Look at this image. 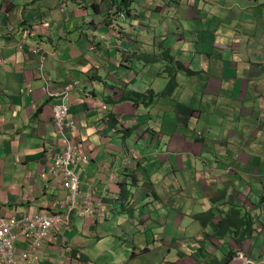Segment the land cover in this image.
I'll return each instance as SVG.
<instances>
[{
  "label": "crops",
  "instance_id": "crops-1",
  "mask_svg": "<svg viewBox=\"0 0 264 264\" xmlns=\"http://www.w3.org/2000/svg\"><path fill=\"white\" fill-rule=\"evenodd\" d=\"M100 12L97 0H0V216L69 206L62 174L43 177L63 148L52 111L67 95L69 137L88 159L75 167L77 209L39 264H178L199 249L220 259L224 247L240 264H264L263 47L247 55L249 34L258 41L247 25L264 31V0H141L126 21ZM209 41L224 48L219 57L205 53ZM180 42L166 59L170 77H158L159 55ZM231 52L238 71L227 72ZM95 188L97 209L83 216ZM219 200L213 223L188 232L192 213ZM232 207L256 221L242 247L217 235ZM30 251L15 244L20 264Z\"/></svg>",
  "mask_w": 264,
  "mask_h": 264
},
{
  "label": "rangeland",
  "instance_id": "rangeland-1",
  "mask_svg": "<svg viewBox=\"0 0 264 264\" xmlns=\"http://www.w3.org/2000/svg\"><path fill=\"white\" fill-rule=\"evenodd\" d=\"M102 1L103 0H97V8H98V10L101 11L99 13V15H101L104 18L103 20H115V21L116 20H124V21L127 20V18H124V17H122L120 15L121 13H123L125 11V6H124L122 0H108V2L102 3V7H100V4H101L100 2H102ZM105 5H108V6L105 7ZM153 10H154V8H153ZM131 13H132V16H134V15L136 17L138 16L136 5H134L132 7ZM105 14L106 15H109V17H106ZM143 21H144V23H146L147 22L146 18H143ZM135 25H137V28L139 30H143V27H142L143 26V23H140L139 21L136 20ZM158 28L159 29H163V30L166 29L167 28L166 20L163 23H161ZM247 28H249L251 31H254L258 35V41L252 42V40H254L255 37H253L251 33L249 34V37L248 38H250V40L248 41L249 50H248L247 55L251 56V54H250L251 52H254V54H255L256 52L254 50H251V49H252V47H255L256 45H259V46L263 47L262 50H261V52H262V54L264 56V43H263V40H264V31H262L263 30V26L260 24L257 28H255L254 25L250 24V25H247ZM176 31H177V29H175V28L169 29V32H171V33H175ZM163 35H165V34H163ZM25 43H27V41H25ZM189 43H192V40H189ZM172 44H173V47H174L173 54H168L167 51H164V52H162L159 55V59H160L159 61L161 63V66L163 68V71H161L160 74L157 75L158 77L159 76H164V77L169 76L170 77V73H171V71H173L172 69H167V70L165 69L166 59H167L168 55L175 56L178 47L180 45H183V44L181 42L178 43V44H176V43H172ZM203 44L206 45L205 53L206 54H210L211 56L213 55V52L215 51L216 52V55L219 57V54L222 51H224V48L223 47H219V46H217V47H215L213 49V44L210 41L209 42H203ZM190 45H192V44H187V46H190ZM225 51H228V50L226 49ZM35 52H36V50H35ZM232 57H234V56H233V53L231 52L229 54L228 61H230L234 65L227 66L225 68L227 70V72L238 71V67L236 66L237 60L232 61V59H231ZM241 58H245V56L244 57H241ZM44 60H45V58H42L41 59V62H43ZM224 60H226V59L224 58ZM241 61L242 62L248 61V58L245 59V60L242 59ZM188 70H190V69H188ZM67 88H69V85L67 86ZM46 89L51 90V85L50 84L47 85L46 86ZM157 92L158 91L154 87V90L152 92L142 93V95L151 96L153 94H156ZM62 93H64V92H62ZM62 93H60V94L62 95ZM62 97H63V100L60 101V103H55V106L63 103L64 102V99L67 98V95H62ZM224 102H227V100H224ZM195 103H198V100H195ZM55 106L53 105V111H52L53 120L56 117V112H57V109H58V108L54 109ZM68 111H69V107H68ZM68 118H70V116ZM54 124H56L55 121H54ZM199 134H201V133H199ZM60 135H61L60 137H61V140H62L63 139V135L62 134H60ZM81 155L84 158H86L85 155H84V153H81ZM100 160H101L100 162H102V159H100ZM104 161H106V159H104ZM73 169H74V173H75V168H73ZM54 175H57V173L54 174ZM54 175H49V176H52L53 177ZM76 176L78 177L77 174H76ZM47 177H45V178H47ZM78 179H79V177H78ZM67 192H68V195H67L66 199L69 202V206L63 212H58V210H56V212H54L53 214H41V213H39V214H33V215H30V214H28V215H20V216L17 215L16 217H3V216H0V218H2V220L6 224H10V225H11V223L13 221H15L16 224L14 225V228L12 230V233H14L17 236H22V237H27L28 235H27V233H25V231H23V229H22V223H20V222L25 221V219H26L25 216H28L29 217L28 218L29 220H31L32 218H34V220L32 222H34L36 224V226L32 227L29 230L28 234L30 235V237H28V238H35V239L36 238H39V235L42 233V228L44 226V223L45 224L47 223V225H46V231L48 229H51V227H53V226H57L58 229H61L62 227H68V224H63V223L70 222L69 213H71V212H73V210L77 209L76 197L79 196L81 193L79 192L75 196V198H72V196H71V194L69 193L68 190H67ZM211 199L212 198H210V201H211ZM223 201H225V198H223ZM223 201L222 200H219V202H220L219 204L218 203H215V202L213 203V207L215 208V210L212 211V214L213 215H214V213H217V214L220 213L219 210L225 209V204H224ZM81 210H83V209H81ZM207 213H209V212H201L200 215H197L198 213L193 212L192 213V218L194 219V224H193L192 227L189 228L188 232L192 231V228H194V227H200L201 225H203L202 218ZM82 214H83V216L85 215L84 212H82ZM54 217H58V218H54ZM252 218H253V216H252ZM195 219H197V220H195ZM60 224H63V225H60ZM54 230H56V229H53L52 231L49 230V232L47 234V237L41 241L42 246L37 250V253H36L37 254V257L34 258V255H33V258H34L33 261H35V259H36V261H35L34 264L40 263V261L43 260L42 258L39 257L38 253L41 250V248L44 246L45 242L48 241V239L50 238V236L54 232ZM216 230H217V228H216ZM165 232H166V229H165ZM37 235H38V237H37ZM187 235H189V234H187ZM263 238H264V232H263L262 239ZM18 242L29 243L30 246H31V249H33L32 245H31V242L28 239L26 240V239H23L21 237H18L14 241V243H13L14 252H15V244L18 243ZM261 244H262V240H259L258 245H257L256 248H259L261 246ZM184 246H187V245L185 244ZM224 250L227 251V252H229V248H226V247L222 248V251H224ZM187 251H188V249L186 248L185 249V252H187ZM187 256H188L187 258H184L183 260L179 261L178 264H215V262L217 260L218 261H221L222 257H224V256H222V257L220 256L221 258L218 259L217 255L205 254V253L200 254L199 252H197V251L195 252L194 250L189 251L187 253ZM236 259H239V258L238 257L234 258L231 261L230 264H240L239 261H235ZM258 259H261V260L264 261V250L258 256L257 260ZM241 264H244V262H242V260H241ZM254 264H256V263H254Z\"/></svg>",
  "mask_w": 264,
  "mask_h": 264
},
{
  "label": "built area",
  "instance_id": "built-area-1",
  "mask_svg": "<svg viewBox=\"0 0 264 264\" xmlns=\"http://www.w3.org/2000/svg\"><path fill=\"white\" fill-rule=\"evenodd\" d=\"M1 62V60H0ZM55 106V105H54ZM57 109L56 112V126L58 129H60L61 134L63 135L62 144L63 148L61 152H56L55 155H53V164L50 166V169L48 173H44V178L49 175H54L56 173H61L63 179L65 178L64 185L66 189L71 194L72 198H75V196L79 193L80 189V181L76 174L74 173V169L79 162L84 160L85 158L81 155V151L78 148V145L74 143L73 140L70 139L69 135L75 133L77 127L71 120H67L68 118V104L63 105H56L54 109ZM66 129V130H65ZM64 131V133H63ZM69 132L66 134L65 132ZM56 170L58 172H56ZM89 213H91V210H88ZM25 221H22V229L27 233V237L17 236L14 233H12V230L14 228V225L16 224L15 221H13L10 224H6L2 218H0V264H20V261L16 259L15 252L13 248L14 241L21 237L23 239H28L31 242V245L33 249H31L30 252L23 253L21 257V262L26 264H34L35 261L33 259L37 257V250L42 246L41 241L47 237V234L49 230H53L57 228V226L51 227V229H48L46 231V225L44 223V226L42 228V233L39 235V238H28L30 235L28 234L29 230L36 226L34 222V218L29 220L28 216H25ZM58 218V217H54ZM2 220V221H1ZM68 223V222H67ZM63 223V224H67ZM60 224V225H63ZM38 237V235H37ZM34 255V258H33ZM39 264V263H37Z\"/></svg>",
  "mask_w": 264,
  "mask_h": 264
},
{
  "label": "trees",
  "instance_id": "trees-1",
  "mask_svg": "<svg viewBox=\"0 0 264 264\" xmlns=\"http://www.w3.org/2000/svg\"><path fill=\"white\" fill-rule=\"evenodd\" d=\"M125 6V12L127 14L128 19L131 18V10L132 6L138 0H122ZM0 54H2V50L0 48ZM141 55V54H140ZM145 55L139 56V58L143 59ZM55 105V104H54ZM69 107V105H68ZM74 121V120H73ZM123 192V189H122ZM224 215V219L222 222H219L216 226L217 228V235L223 236L226 238H231L233 241L237 243L238 246H243V242L248 238L252 237L254 233H256V221L252 218L250 214L243 213L238 207H232L229 212L222 213ZM216 215L212 214V212L207 213L203 216V226H207L211 224L215 219ZM201 219V218H200ZM198 252L200 254L205 253L208 254L207 250L199 249ZM238 252H235L229 249V252L226 254L224 253L225 257L221 261H216L215 264H230L231 261L236 258Z\"/></svg>",
  "mask_w": 264,
  "mask_h": 264
},
{
  "label": "clouds",
  "instance_id": "clouds-1",
  "mask_svg": "<svg viewBox=\"0 0 264 264\" xmlns=\"http://www.w3.org/2000/svg\"><path fill=\"white\" fill-rule=\"evenodd\" d=\"M140 1L141 0H138V2H135L134 4H133V6L134 5H136V8H137V5H139L140 4ZM105 2H108V0H105ZM106 6H108V5H106ZM132 6V7H133ZM132 11V10H131ZM132 14V13H131ZM122 17H124V18H127L128 19V17L129 16H127V14H126V12L124 11L123 13H121L120 14ZM0 60H1V66H3L4 64H5V61H4V59H3V56H2V54H0ZM77 85H79V83H73L72 85H69V88L70 87H75V86H77ZM66 91H68V90H66ZM50 95H53V93H50ZM54 96H55V94H54ZM201 134H203V133H201ZM201 134H199V135H201ZM77 167V166H76ZM80 181V180H79ZM94 190V189H93ZM96 188H95V190H94V192L92 191V192H89V194L88 195H86L85 197H84V199H83V207H82V209H83V212H84V214L86 215V216H92L93 214H94V211L97 209V207H96V203H95V201H94V194H96ZM79 192L80 193H82V188H81V183H80V189H79ZM78 197V196H77ZM76 197V198H77ZM100 203H102L101 201H100ZM88 210H91L92 212L91 213H89L88 212ZM84 215V216H85ZM68 224V223H67ZM55 229H58V228H55ZM255 234V233H254ZM244 264H250L249 262H244Z\"/></svg>",
  "mask_w": 264,
  "mask_h": 264
},
{
  "label": "bare ground",
  "instance_id": "bare-ground-1",
  "mask_svg": "<svg viewBox=\"0 0 264 264\" xmlns=\"http://www.w3.org/2000/svg\"><path fill=\"white\" fill-rule=\"evenodd\" d=\"M1 53V52H0ZM0 66H1V63H0ZM64 103H61L60 105H63ZM54 121H55V123H56V119H54ZM86 158L83 160V161H87V156H85ZM56 172H58L57 170H56ZM75 174H76V172H75ZM64 180V182H65V178L63 179Z\"/></svg>",
  "mask_w": 264,
  "mask_h": 264
}]
</instances>
